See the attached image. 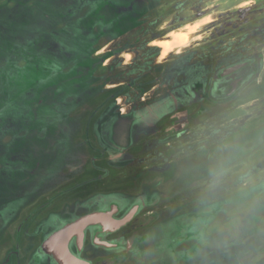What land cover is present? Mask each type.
I'll list each match as a JSON object with an SVG mask.
<instances>
[{
    "label": "rangeland",
    "instance_id": "rangeland-1",
    "mask_svg": "<svg viewBox=\"0 0 264 264\" xmlns=\"http://www.w3.org/2000/svg\"><path fill=\"white\" fill-rule=\"evenodd\" d=\"M208 15L160 63L154 40ZM133 211L74 234L70 252L264 264V0H0L1 249L33 264L28 247L81 218ZM47 216L56 226L37 234Z\"/></svg>",
    "mask_w": 264,
    "mask_h": 264
},
{
    "label": "flooded vegetation",
    "instance_id": "flooded-vegetation-1",
    "mask_svg": "<svg viewBox=\"0 0 264 264\" xmlns=\"http://www.w3.org/2000/svg\"><path fill=\"white\" fill-rule=\"evenodd\" d=\"M243 68L240 69V70L245 71L246 69H243ZM247 68H250V67H247ZM240 72H242V71H240ZM246 76L247 75L241 76V77L239 76V77H237V78H235V79H233V80H231L229 82H226L224 84L225 85V89L224 90H227V92H225V96H230L231 94H234L235 92L239 91L240 88H241V84L243 82V79ZM201 94L205 95L204 96V99H207V97H209L207 93L204 94V92H202ZM198 100L200 101V98ZM119 111L122 112L123 109H120L119 108ZM47 174H49V171L48 170H43L42 172H40L38 176L42 175L43 176V179L37 180V178H38V176H37V178L35 180H33L34 182H33L32 185L36 184L37 182L40 183V181H45L46 178L49 176ZM34 187L37 188L35 185H34ZM22 201L23 200H20V204H21ZM139 203H141V202H139ZM0 214H1V212H0ZM2 216L3 215L1 214L0 215V239H3V240L8 241V238H1V237H4L5 236V233L7 231V230H5V227H4V224L5 223H4V219H3ZM42 220L44 222L41 224V228L38 226V228H37L38 229L37 234L38 233L45 232L47 228L55 227L56 224H57V221H58V219H55V218L52 219V218H50L48 216L47 217H44ZM63 223L64 222H62L60 224H62L64 226ZM18 232H21L22 235L18 234V236L14 238V241L15 242L16 241L17 242L20 241V239L22 241H25V240L27 241V240L33 239V237H32L33 232L32 233H30L29 231H25V232L23 231L22 232V230H19L15 234L17 235ZM74 243L77 245V247H76L77 248V251L84 250V247L83 246H79L76 242H74ZM23 254H25V253H22V251H20L19 248H17V250H13L12 248H8V249H5V251H4L0 247V264H24ZM26 254L28 255L29 259L33 262V264H58L57 261L54 258H52L51 254H48L46 252L45 247L43 245H42V248H40V247L39 248L28 247V250L26 251ZM45 255H49V259H44V256Z\"/></svg>",
    "mask_w": 264,
    "mask_h": 264
},
{
    "label": "water",
    "instance_id": "water-1",
    "mask_svg": "<svg viewBox=\"0 0 264 264\" xmlns=\"http://www.w3.org/2000/svg\"><path fill=\"white\" fill-rule=\"evenodd\" d=\"M242 67L243 66L240 65V66L228 68L223 72V75L231 74ZM133 214L134 211L124 220H120L115 223L114 222L111 223L108 221L109 219H111V214L109 212L93 214L81 218L80 220L66 226L63 230L53 234L47 240L45 244V250L46 252H49L52 256H54L58 264H89L87 261L79 259L70 252L69 242L72 236L75 234L80 239H82L84 229L88 225H100V224L105 225L104 222H107L111 224L108 227L111 226L119 227L125 224L131 218V216H133Z\"/></svg>",
    "mask_w": 264,
    "mask_h": 264
},
{
    "label": "bare ground",
    "instance_id": "bare-ground-1",
    "mask_svg": "<svg viewBox=\"0 0 264 264\" xmlns=\"http://www.w3.org/2000/svg\"><path fill=\"white\" fill-rule=\"evenodd\" d=\"M211 16H205L198 21L188 24L184 28H178L172 30L166 37L157 38L154 40L153 45L160 47L163 53L160 57V63H164L172 54L179 53L182 54L186 48L191 47L196 40V36L201 32L203 26L208 25L212 22ZM198 39V38H197ZM197 41V40H196ZM129 64L132 60L131 54H126L124 56ZM127 107V106H125ZM106 226L111 224L104 222Z\"/></svg>",
    "mask_w": 264,
    "mask_h": 264
},
{
    "label": "crops",
    "instance_id": "crops-1",
    "mask_svg": "<svg viewBox=\"0 0 264 264\" xmlns=\"http://www.w3.org/2000/svg\"><path fill=\"white\" fill-rule=\"evenodd\" d=\"M202 19V18H201Z\"/></svg>",
    "mask_w": 264,
    "mask_h": 264
}]
</instances>
